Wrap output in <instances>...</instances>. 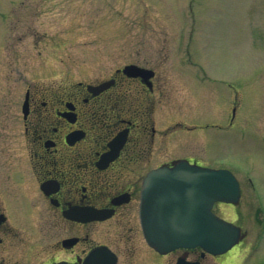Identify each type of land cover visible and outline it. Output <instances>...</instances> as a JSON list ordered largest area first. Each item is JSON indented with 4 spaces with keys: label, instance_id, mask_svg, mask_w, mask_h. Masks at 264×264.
Segmentation results:
<instances>
[{
    "label": "flooded vegetation",
    "instance_id": "flooded-vegetation-1",
    "mask_svg": "<svg viewBox=\"0 0 264 264\" xmlns=\"http://www.w3.org/2000/svg\"><path fill=\"white\" fill-rule=\"evenodd\" d=\"M1 47L0 32V264H201L211 256L200 248L160 254L142 234L143 178L179 160L203 164L190 150L168 156L175 131L209 128L178 127L188 124L174 122L171 99L162 111L153 67L127 63L151 76L129 75L124 64L52 82L25 76L28 66L16 72Z\"/></svg>",
    "mask_w": 264,
    "mask_h": 264
},
{
    "label": "rangeland",
    "instance_id": "rangeland-1",
    "mask_svg": "<svg viewBox=\"0 0 264 264\" xmlns=\"http://www.w3.org/2000/svg\"><path fill=\"white\" fill-rule=\"evenodd\" d=\"M0 29L2 57L18 73L28 66L29 77L57 82L129 62L153 67L162 111L172 100L174 122L188 124L178 127L210 125L175 131L168 159L190 150L241 182L239 202H217L213 212L240 225L243 237L201 264H264V0H0ZM233 102L240 114L230 125Z\"/></svg>",
    "mask_w": 264,
    "mask_h": 264
},
{
    "label": "water",
    "instance_id": "water-1",
    "mask_svg": "<svg viewBox=\"0 0 264 264\" xmlns=\"http://www.w3.org/2000/svg\"><path fill=\"white\" fill-rule=\"evenodd\" d=\"M125 71L139 74L126 66ZM238 181L227 169L178 163L144 180L141 221L147 242L161 252L201 246L212 254L228 250L241 238L239 227L211 212L214 201L236 203Z\"/></svg>",
    "mask_w": 264,
    "mask_h": 264
}]
</instances>
